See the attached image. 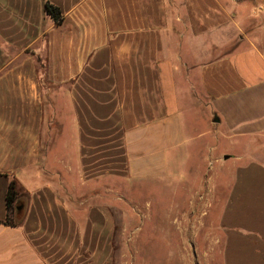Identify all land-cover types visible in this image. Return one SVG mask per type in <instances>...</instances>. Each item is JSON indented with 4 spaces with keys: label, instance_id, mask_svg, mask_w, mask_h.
<instances>
[{
    "label": "crops",
    "instance_id": "0c3cea01",
    "mask_svg": "<svg viewBox=\"0 0 264 264\" xmlns=\"http://www.w3.org/2000/svg\"><path fill=\"white\" fill-rule=\"evenodd\" d=\"M234 25L218 0H0V264L111 263L108 210L72 208L44 181L46 105L77 153L65 162L76 202V186L95 179L179 170L199 139L186 112L209 111L216 141L241 147L223 154L233 172L218 220L222 264H264V44L251 45L260 68L236 62ZM12 181L23 200L16 227L3 224Z\"/></svg>",
    "mask_w": 264,
    "mask_h": 264
},
{
    "label": "rangeland",
    "instance_id": "374dc122",
    "mask_svg": "<svg viewBox=\"0 0 264 264\" xmlns=\"http://www.w3.org/2000/svg\"><path fill=\"white\" fill-rule=\"evenodd\" d=\"M218 1L234 15L232 47L238 49L234 60H250L260 68L251 45L259 49L258 43L264 44V0ZM178 24L186 26L184 17ZM184 59L189 61V55ZM48 111L46 105L42 154L49 153L46 165L52 172L45 174L44 181L72 208L103 206L108 210L114 224L110 264H222L223 230L218 220L233 172L223 154L241 147L216 141L219 129L209 111L190 107L186 112L184 125L199 139L180 152L187 156L190 150L191 154L179 170L171 167L166 178L153 181L95 179L76 186L81 196L77 202L72 200L76 194L66 190L71 180L65 174V162L72 166L77 155L71 134L66 131L61 138L60 127Z\"/></svg>",
    "mask_w": 264,
    "mask_h": 264
},
{
    "label": "trees",
    "instance_id": "16d2710c",
    "mask_svg": "<svg viewBox=\"0 0 264 264\" xmlns=\"http://www.w3.org/2000/svg\"><path fill=\"white\" fill-rule=\"evenodd\" d=\"M43 7L44 14L52 19L56 25H60L62 23L63 18L58 8L50 5L47 2L44 3ZM22 202V196L19 195L16 189V184L12 181L8 186L5 197L6 219L3 222L4 225L16 227L21 224L22 217L20 218V216L22 212L17 211V208L23 206Z\"/></svg>",
    "mask_w": 264,
    "mask_h": 264
},
{
    "label": "water",
    "instance_id": "95a60500",
    "mask_svg": "<svg viewBox=\"0 0 264 264\" xmlns=\"http://www.w3.org/2000/svg\"><path fill=\"white\" fill-rule=\"evenodd\" d=\"M214 122H217V120H215ZM227 159H228V157L225 156V157H224V160H227ZM18 210L20 211V210H21V207H18V208H17V211H18Z\"/></svg>",
    "mask_w": 264,
    "mask_h": 264
}]
</instances>
